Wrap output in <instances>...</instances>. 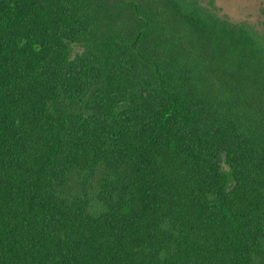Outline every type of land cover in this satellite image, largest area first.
<instances>
[{"label":"trees","instance_id":"16d2710c","mask_svg":"<svg viewBox=\"0 0 264 264\" xmlns=\"http://www.w3.org/2000/svg\"><path fill=\"white\" fill-rule=\"evenodd\" d=\"M0 264H264V33L0 0Z\"/></svg>","mask_w":264,"mask_h":264},{"label":"rangeland","instance_id":"374dc122","mask_svg":"<svg viewBox=\"0 0 264 264\" xmlns=\"http://www.w3.org/2000/svg\"><path fill=\"white\" fill-rule=\"evenodd\" d=\"M206 9L235 23L264 33V0H194ZM78 50V48H75Z\"/></svg>","mask_w":264,"mask_h":264}]
</instances>
